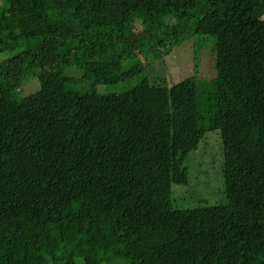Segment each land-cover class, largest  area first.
Instances as JSON below:
<instances>
[{
	"label": "trees",
	"instance_id": "obj_1",
	"mask_svg": "<svg viewBox=\"0 0 264 264\" xmlns=\"http://www.w3.org/2000/svg\"><path fill=\"white\" fill-rule=\"evenodd\" d=\"M6 1L0 264H264V0ZM188 40L191 77L96 90L137 77L122 63L145 41ZM208 47L217 74L199 79ZM69 67L93 88L68 89ZM212 132L226 202L177 208Z\"/></svg>",
	"mask_w": 264,
	"mask_h": 264
},
{
	"label": "rangeland",
	"instance_id": "obj_2",
	"mask_svg": "<svg viewBox=\"0 0 264 264\" xmlns=\"http://www.w3.org/2000/svg\"><path fill=\"white\" fill-rule=\"evenodd\" d=\"M9 6L6 0H0L1 13ZM194 41H186L174 46L166 53H160V49H153L151 42L145 41L135 53L122 63V68L128 69L141 63L143 69L139 75L130 81L116 85H99L96 90L101 94L117 93L131 89L142 79L150 80L166 79L172 86L194 74ZM132 48V47H131ZM210 47L201 52L199 67V79H212L216 76ZM10 52H0V62L9 56ZM66 73L78 80L70 83L68 89L86 91L92 87L90 81L83 79L84 71L80 68L69 67ZM40 88L37 77L31 75L20 88V96L26 97L35 93ZM220 133H209L200 143L198 150L190 154L186 163L192 176L191 183L187 186L176 185L174 191V206L180 209H193L200 206H215L226 202L224 175L221 169L220 158Z\"/></svg>",
	"mask_w": 264,
	"mask_h": 264
}]
</instances>
